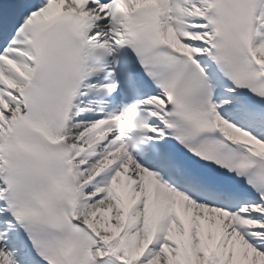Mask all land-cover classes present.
<instances>
[{
    "label": "snow or ice",
    "instance_id": "snow-or-ice-1",
    "mask_svg": "<svg viewBox=\"0 0 264 264\" xmlns=\"http://www.w3.org/2000/svg\"><path fill=\"white\" fill-rule=\"evenodd\" d=\"M0 264H264V0H0Z\"/></svg>",
    "mask_w": 264,
    "mask_h": 264
}]
</instances>
